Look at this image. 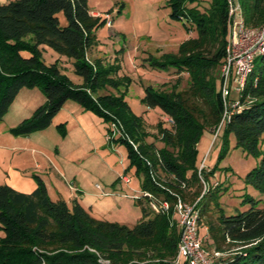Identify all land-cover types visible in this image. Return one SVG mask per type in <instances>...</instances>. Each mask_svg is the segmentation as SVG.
<instances>
[{"label":"trees","instance_id":"trees-1","mask_svg":"<svg viewBox=\"0 0 264 264\" xmlns=\"http://www.w3.org/2000/svg\"><path fill=\"white\" fill-rule=\"evenodd\" d=\"M166 0L170 20L189 24L196 35L181 41L175 52L148 55L153 66L186 72V86L178 89L179 76L169 89L144 86L143 102L171 118L157 136L162 146L144 140L146 132L117 89L127 76L116 77L119 65L102 59L90 61L88 51L97 44L95 31L105 23L88 8V0H8L0 3V121L21 88L38 87L44 95L28 118L9 129L27 135L45 129L63 103L70 99L113 124L117 140L127 148L129 165L140 179L141 191L169 202L167 212L140 206L142 217L132 226L94 217L76 200H51L43 181L35 177L31 193L0 184V264H173L179 228L173 217L177 197L193 203L206 239L220 264H264V208L252 206L232 215L213 216L199 204L210 191L208 177L198 175L197 143L204 130L214 134L224 104L214 70L226 57L229 34L227 0ZM247 28L264 26V0H239ZM62 12L66 25L57 14ZM50 48L71 60L81 83L63 74L57 59L45 63L41 50ZM239 106L222 126V140L234 137L236 147L259 155L245 182L264 194V54L255 57L239 98ZM112 133V130H110ZM218 135L215 136V138ZM225 150L223 149V152ZM201 162V161H200ZM163 177H160V175ZM202 186L204 189H202ZM145 197H139L141 205ZM199 232V230H198Z\"/></svg>","mask_w":264,"mask_h":264},{"label":"rangeland","instance_id":"rangeland-1","mask_svg":"<svg viewBox=\"0 0 264 264\" xmlns=\"http://www.w3.org/2000/svg\"><path fill=\"white\" fill-rule=\"evenodd\" d=\"M5 2L7 0H0V3ZM237 2L242 14L239 0ZM88 4L93 11L111 14L112 25L107 26L103 23L95 31L96 48L106 62L114 64L116 61L119 65L116 77H128V80H123V85L118 90L107 87L100 92L122 93L131 113L144 127L146 132L144 140L147 143L153 142L156 148H160L162 143L158 138L156 139L158 127L161 124L162 127L168 128L170 124L158 108H150L144 104L142 100L144 86L151 85L156 90L169 89L179 76L178 89H182L186 86L188 75L184 71L179 75L176 74L174 67L170 65L153 66L146 58L148 55L157 57L164 52H175L181 41L196 35L195 30L189 24L169 19L166 0H89ZM207 5V0H201L198 6L203 11ZM57 16L60 25H66L63 13L59 12ZM100 17L103 19L102 16ZM41 53L42 59L47 64L57 59L61 72L73 83L82 82V79L74 73L69 58L50 48H43ZM221 67L222 63L214 70L218 81L222 74ZM238 98L239 94L232 92L229 101ZM44 100V95L38 87L21 88L17 93L0 121V170L4 172L13 156L21 154L40 156L48 162L54 155L55 148L68 157L71 156L68 152L71 144L87 145L90 147L88 157H91L95 164L104 160L111 169L121 172L124 169L126 175L132 178L129 189L125 186L121 187L126 197L120 199L119 206L105 214L93 215L99 219L117 221L127 226L134 225L142 217L141 208L136 202L141 195V187L134 166L129 165L127 148L124 143L117 140L118 133H111L110 122L98 115L93 120L85 117L88 121L86 126L90 125L91 128L81 126L77 129L73 127L74 122H69L70 125H67L66 120H72V117H68L67 112L60 110L52 117L53 122L48 129L46 127L27 135H13L9 132V129L30 117ZM217 135L215 138L210 131L204 130L196 146L198 162L204 161L205 170L214 169L213 174L208 177L211 189L199 206L205 204L213 216L220 213L232 215L245 211L252 206L251 200L254 202V207L264 208V194L245 182L246 174L257 164L260 154H249L242 148L236 147L232 135H228L224 144L222 129ZM17 136L23 137L17 138ZM122 158L124 167L121 165ZM99 164L101 168V163ZM95 168L99 166L96 165ZM94 176L96 178L93 181H96L100 190L111 187L107 178H104L105 175ZM160 177L163 175L161 174ZM121 188L119 186V189ZM173 217L177 218L176 215ZM198 230L203 248L212 256V249L205 236L206 228L201 222ZM3 235L4 232L0 229V238ZM180 261L183 264L182 258Z\"/></svg>","mask_w":264,"mask_h":264},{"label":"crops","instance_id":"crops-1","mask_svg":"<svg viewBox=\"0 0 264 264\" xmlns=\"http://www.w3.org/2000/svg\"><path fill=\"white\" fill-rule=\"evenodd\" d=\"M88 8L92 15L98 16L97 14H100L98 10H91L89 4ZM87 58L90 61L94 59L104 60L97 51L96 45L88 51ZM60 110L67 112L68 117H72V120H66L67 125H70L69 122H74L73 127H77V129L81 126L91 128L90 125L86 126L87 119L93 120L97 116L92 111L85 110L73 100H66ZM51 125L52 123L48 127ZM90 145L92 147V144ZM70 148L68 152L71 156L68 157L62 154L59 149L55 148L54 155L50 157V161L48 162L40 156L36 157L25 154L13 156L9 160L4 172L0 170V184H6L22 193H31L37 186L34 177L36 175L43 181L51 200L62 199L68 205L71 204L72 200H76L92 215L94 213L105 214L119 206L120 199L126 197V193L121 187L125 186L126 189H129L132 178L126 175L125 171H123L124 169L122 172L121 170L115 171L111 169L108 164H105L104 160L96 161L97 163L95 164V161L91 157H88L90 147H87V145L83 146L81 143H76L74 145L71 144ZM99 163H101V168ZM96 165L99 168H95ZM121 165L123 167L125 166L123 158ZM96 174L98 176L100 174L105 175L104 178H107L111 187L105 190L97 188L96 181H93L96 178L94 176ZM138 183H140V179ZM119 186L121 189H119ZM137 200L138 198L136 202ZM139 206L149 208L147 200H142V204Z\"/></svg>","mask_w":264,"mask_h":264},{"label":"built area","instance_id":"built-area-1","mask_svg":"<svg viewBox=\"0 0 264 264\" xmlns=\"http://www.w3.org/2000/svg\"><path fill=\"white\" fill-rule=\"evenodd\" d=\"M229 17V34L226 45V57L222 62L221 78L219 79L220 95L224 104V112L221 121L214 130L216 136L223 123L227 121L232 111L239 106L238 99L229 101L230 93L233 91L239 96L245 85L247 76L252 70L256 56L264 54V26L259 28H247L242 19L237 0H227ZM105 20L107 26H111V14L104 12L99 14ZM232 46V48H231ZM169 124L171 118L166 117ZM111 125L112 134L116 131ZM202 160L198 166V175L205 187L204 180L200 175V170L204 168ZM97 188H100L96 184ZM140 197L147 198L149 208L154 212H167L170 204L166 200H160L147 191H141ZM173 214L177 216L176 221L179 228V238L177 242V255L173 264H220L215 258L220 254L212 251V256L203 248L202 239L198 232L197 220L199 217L196 202L189 203L177 197L173 204Z\"/></svg>","mask_w":264,"mask_h":264}]
</instances>
